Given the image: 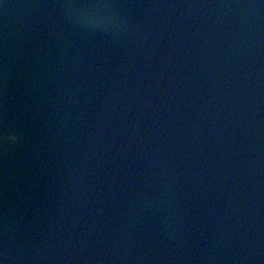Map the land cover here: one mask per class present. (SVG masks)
<instances>
[{
	"label": "water",
	"instance_id": "water-1",
	"mask_svg": "<svg viewBox=\"0 0 264 264\" xmlns=\"http://www.w3.org/2000/svg\"><path fill=\"white\" fill-rule=\"evenodd\" d=\"M0 264H264V0H0Z\"/></svg>",
	"mask_w": 264,
	"mask_h": 264
}]
</instances>
